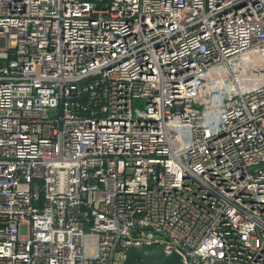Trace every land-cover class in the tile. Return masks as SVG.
Here are the masks:
<instances>
[{
  "label": "built area",
  "instance_id": "2783aa9c",
  "mask_svg": "<svg viewBox=\"0 0 264 264\" xmlns=\"http://www.w3.org/2000/svg\"><path fill=\"white\" fill-rule=\"evenodd\" d=\"M142 243L264 264V0H0V264Z\"/></svg>",
  "mask_w": 264,
  "mask_h": 264
},
{
  "label": "water",
  "instance_id": "95a60500",
  "mask_svg": "<svg viewBox=\"0 0 264 264\" xmlns=\"http://www.w3.org/2000/svg\"><path fill=\"white\" fill-rule=\"evenodd\" d=\"M123 264H184L178 253H168L154 243L132 244L125 253Z\"/></svg>",
  "mask_w": 264,
  "mask_h": 264
},
{
  "label": "rangeland",
  "instance_id": "374dc122",
  "mask_svg": "<svg viewBox=\"0 0 264 264\" xmlns=\"http://www.w3.org/2000/svg\"><path fill=\"white\" fill-rule=\"evenodd\" d=\"M144 105H145L144 100L141 98H139V99L135 98L133 101V106L135 109H137V108L143 109Z\"/></svg>",
  "mask_w": 264,
  "mask_h": 264
}]
</instances>
